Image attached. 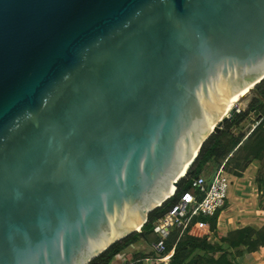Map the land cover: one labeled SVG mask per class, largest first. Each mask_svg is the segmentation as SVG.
<instances>
[{
	"label": "water",
	"instance_id": "95a60500",
	"mask_svg": "<svg viewBox=\"0 0 264 264\" xmlns=\"http://www.w3.org/2000/svg\"><path fill=\"white\" fill-rule=\"evenodd\" d=\"M263 79L264 0H0V264L143 234Z\"/></svg>",
	"mask_w": 264,
	"mask_h": 264
},
{
	"label": "trees",
	"instance_id": "16d2710c",
	"mask_svg": "<svg viewBox=\"0 0 264 264\" xmlns=\"http://www.w3.org/2000/svg\"><path fill=\"white\" fill-rule=\"evenodd\" d=\"M254 89L256 96L250 102V107L254 108L258 105L261 111L264 112V79ZM240 121L241 114L238 113L233 121L226 120L219 131L212 133L204 141L198 151L196 159L190 165L186 174L179 179L174 195L167 199L161 206L148 213L147 221L141 228L143 234L134 232L122 240L115 242L88 264H110L117 254L136 243L140 237L146 241L149 240L148 234L153 233L154 223L175 207L182 195L190 189L194 179L202 173L207 163L213 165L224 163V169L227 173H230L234 169H229L233 157L238 152L246 149L248 152L240 158L237 165L249 157L257 160L260 168L255 176V184L258 190L261 189L264 185V132L256 136L254 140L250 141V138L246 137L243 141H240L239 136L231 133V128ZM260 125L264 126V124L260 123L255 128H258ZM216 219L217 214L213 217L193 218L192 222L199 220L208 224L209 230L202 236L185 232L178 238L179 229H172L165 240L166 250L161 254L162 258L154 260L152 264H189V258L196 250H201L206 253L203 256L205 261L212 260L216 264H234L233 260L228 258L227 252L224 249L225 246H223L224 244L231 248L241 247V251H256L264 247V226L259 229L247 226L226 232L218 229ZM170 250L171 253L167 255V252ZM241 251H238L236 255L240 254ZM128 257L135 259L142 258L131 255Z\"/></svg>",
	"mask_w": 264,
	"mask_h": 264
},
{
	"label": "rangeland",
	"instance_id": "374dc122",
	"mask_svg": "<svg viewBox=\"0 0 264 264\" xmlns=\"http://www.w3.org/2000/svg\"><path fill=\"white\" fill-rule=\"evenodd\" d=\"M254 88L244 96L243 100H239V102L234 105L239 106L241 109V111L239 112V114H241V121L231 128V133L239 136L240 141H243L246 137H249L250 141L254 140L256 136L264 132L263 125H260L258 128L253 127L254 120L264 115V112L261 111L260 106L256 105L254 108L250 107V102L256 96ZM237 115L235 116V118L237 117ZM247 152L248 151L246 149L238 152L233 157L229 165V169L234 168L232 171H230V173L233 175L232 178L234 176H244V182L240 185L239 180L237 181L233 179L232 184L230 183L228 185L227 202L230 204L231 194L233 205L231 206V209L229 211L223 214V219H216V226L218 227V229L226 232L247 227L248 225H245L247 224V221L242 219L244 218L242 216H245V214H249V212L251 211H259V209H262L264 211V185L261 187V189L258 190L255 184V176L260 168L258 161L254 158L249 157L247 160L237 165L240 158L245 156ZM248 166H250L249 169H247ZM229 204L225 205L223 207V210H226V208L230 206ZM254 228L258 229L256 227ZM148 238L149 240L146 241L142 237H140L136 243L124 249L122 251V254L126 256V258H129V255L144 258L148 254H155L154 244L158 240V234L153 231V233L148 234ZM223 246H225L224 249L227 252L228 258L230 260H234L236 257V253H238V251H241L242 249L241 247L231 248L225 244ZM205 255L206 253H204L203 251L196 250L190 256L189 264H216L212 260L205 261L203 259V256ZM110 264H120V262H118L114 257Z\"/></svg>",
	"mask_w": 264,
	"mask_h": 264
},
{
	"label": "built area",
	"instance_id": "2783aa9c",
	"mask_svg": "<svg viewBox=\"0 0 264 264\" xmlns=\"http://www.w3.org/2000/svg\"><path fill=\"white\" fill-rule=\"evenodd\" d=\"M260 123L264 124V115L254 120L255 128ZM230 179L224 169V163L213 165L207 163L200 175L191 184L175 207L165 216L154 223L153 231L158 234V240L154 244L155 254H148L144 258H126L120 252L115 256L120 264H152L154 260L161 259V254L166 250L165 240L172 229H179L178 238L185 232L192 235L202 236L209 230V226L204 221L192 222L193 218L213 217L220 212L227 203V189ZM179 210L177 217L173 210ZM171 250L167 252V255Z\"/></svg>",
	"mask_w": 264,
	"mask_h": 264
},
{
	"label": "crops",
	"instance_id": "0c3cea01",
	"mask_svg": "<svg viewBox=\"0 0 264 264\" xmlns=\"http://www.w3.org/2000/svg\"><path fill=\"white\" fill-rule=\"evenodd\" d=\"M249 168L250 166L247 167V169ZM227 174L229 176L231 184H232L233 179L237 181L239 180L240 185L244 182L243 181L244 176H236V177L234 176L232 178L233 175L231 173H227ZM249 185H250V182H249ZM231 196L232 195L230 194V204L228 202L226 203V205L229 204L230 206H228L226 210H223L220 212L218 220L223 219V214L231 209V206L233 205L232 203L233 199L231 198ZM242 217H244L242 218L243 220L247 221V224L245 225L256 227L258 229L264 226V211L262 209H259V211L258 210L251 211L249 212V214H245V216H242ZM233 263L234 264H264V247H261L256 251L242 250L240 254L236 255L235 259L233 260Z\"/></svg>",
	"mask_w": 264,
	"mask_h": 264
},
{
	"label": "bare ground",
	"instance_id": "6f19581e",
	"mask_svg": "<svg viewBox=\"0 0 264 264\" xmlns=\"http://www.w3.org/2000/svg\"><path fill=\"white\" fill-rule=\"evenodd\" d=\"M245 91H246V89L243 90V91H240V92H239V94L234 98V100H233V101L230 103V105L227 107V109L225 110V112H229V111L233 108V106H234L236 103L239 102V96H240V94H242V93L245 92ZM174 191H175V187H172L171 194H172Z\"/></svg>",
	"mask_w": 264,
	"mask_h": 264
}]
</instances>
